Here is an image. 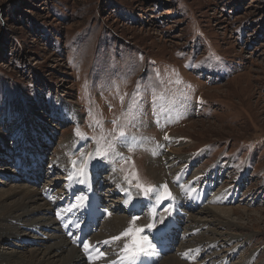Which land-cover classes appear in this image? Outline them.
<instances>
[{
	"label": "rangeland",
	"instance_id": "1",
	"mask_svg": "<svg viewBox=\"0 0 264 264\" xmlns=\"http://www.w3.org/2000/svg\"><path fill=\"white\" fill-rule=\"evenodd\" d=\"M31 150L41 178L14 163ZM95 165L96 194L127 218L116 235L179 216L183 262L193 246L202 264H264V0H0V199L65 196ZM20 231L0 251L27 257L54 232Z\"/></svg>",
	"mask_w": 264,
	"mask_h": 264
},
{
	"label": "bare ground",
	"instance_id": "2",
	"mask_svg": "<svg viewBox=\"0 0 264 264\" xmlns=\"http://www.w3.org/2000/svg\"><path fill=\"white\" fill-rule=\"evenodd\" d=\"M6 127L8 129V125H5L3 128L6 129ZM182 150H183L182 147L177 149V151L180 152ZM5 155L7 156V158H9V160H11L10 158L11 156L9 154H5ZM24 155L27 157V154ZM18 160H24L25 163V161H27V158H19ZM11 161H14V159H12ZM14 163H16V160L14 161ZM90 169L87 168L83 169L84 172L83 175H79L78 172L74 171L73 176H71L70 179V186L69 189L67 190L68 193L70 192L73 193L74 188L80 186L81 181L88 182L90 178V173H93L89 171ZM38 171L39 170H34L33 172L28 171V173H31L36 177H38L40 175ZM29 178H33V177L31 176ZM44 189L45 190H43L42 193V191L41 192H39L38 190L31 191L30 189L27 188H19V190L18 189L15 190L14 188L12 189L14 195L10 196V194L12 193L10 191V194L8 195L6 194L4 198L0 199V242L7 240L8 241L16 240L17 238L20 239L23 238L22 237L23 235L21 233L23 231L20 230L21 228H26V229L34 230L35 233H39L43 229L53 230L54 232L52 234H50L51 232L49 233L51 243L49 242L50 244L46 246L44 251L39 252L40 249L31 250L30 255L27 257L26 256L24 257L23 255L19 254L18 251H12V252L0 251V264H70L75 262H78V264H114L113 263L114 261H119L120 264H127L129 260V258H127L128 254L125 253L123 249L125 248L126 244L131 245L133 238H135L138 241H141L142 246L146 251L147 250L151 251V253L154 256L155 264H159V263L189 264L187 262H183L178 257H176V255L179 256L178 253H181L184 247L188 246L186 245L188 243L186 241V236L190 234L189 232L185 233L184 231L183 233H181L182 224L178 222L180 218L179 216L173 217V219L169 218L165 221L163 226H157L156 228H153V229H159L162 227H168L171 229V234L173 235V238H177V236H181V240L183 239L182 243L178 246L177 251H175L176 253L174 252L172 253L175 255H171V253L165 255H159L155 250H153L154 247L149 242V240L146 239L147 235L144 236V234H142L141 232H134L132 235L121 236V234L125 232L124 231L121 232L120 235H116L120 232L121 228L123 227L122 225L123 224L126 225L127 218H125L124 216L113 215L115 214L113 208H110L111 211L103 217L100 226L103 223H105L104 225L105 228L110 230V232L113 234V237L120 236L121 238L118 240H113L110 239V237L106 234H100L99 236H96L99 232L94 236H92L91 240L89 241V244L100 243L99 246L101 247L102 244L105 243V241H108V243L107 246L102 251L103 253L102 256L99 255L98 257H95L93 260L91 259L87 261L81 248L77 247L72 242V239L66 237V235L62 232L60 219L62 220L64 211H61V207H59L60 206L59 202L62 200L64 196L60 195L59 193L56 194L52 192L51 188H44ZM158 196L156 195V200L161 199L158 198ZM194 196L197 197L198 194L191 195V198L194 199ZM43 197L45 199L44 201H43ZM179 197L181 198L182 202L187 203V201L183 200L185 199L184 197L182 196ZM79 199L80 198H75L76 201ZM126 200L128 201L127 206L133 207L135 205L134 200L130 198H127ZM60 204H64V202L62 203L61 201ZM69 208L70 207L68 206L67 209ZM72 208L76 209L77 213L82 212V205L80 203H77L76 205L72 204ZM103 209L105 208L103 207ZM207 210L211 214L217 216L218 218L222 216L220 213L221 212L224 213V211H227L228 208L226 210L225 208H221V207H213V208H208ZM148 211L149 214H151L152 216H154L156 213L154 207H152ZM218 211H220V213ZM219 222L220 224H225L227 226L233 225L230 221L224 222L223 220H221ZM146 224L148 223H145L144 226ZM194 225L195 224H190V229L193 230ZM139 227L140 226L135 225V227L132 228L139 229ZM193 232L196 231L193 230L192 233ZM213 232L215 231L213 230ZM230 234L236 237L240 235L229 232V235ZM197 241L198 243H201L200 240ZM113 244L115 248H111V249H115V250H109L105 252L106 248L111 247ZM211 244L212 242H210L209 247ZM192 247H188L186 249V252L184 253V256H180V257L187 259L191 263L196 261L195 264H202V261H198V257L200 256L199 250L196 247L195 248ZM110 251L111 254H108V252ZM223 264H224V260H223Z\"/></svg>",
	"mask_w": 264,
	"mask_h": 264
},
{
	"label": "snow or ice",
	"instance_id": "3",
	"mask_svg": "<svg viewBox=\"0 0 264 264\" xmlns=\"http://www.w3.org/2000/svg\"><path fill=\"white\" fill-rule=\"evenodd\" d=\"M121 100H123V97H121ZM113 123H116V122L113 121ZM76 134L81 135V133L79 132L78 129H77ZM118 135H119L121 143H123V144L128 143L126 133L124 132L123 129L120 130ZM100 139L103 140L104 137L101 136ZM113 147H114V145L112 143H109L106 148H102L101 146L98 145L96 151H97V154L99 156L104 157L108 153V151L110 149H112ZM73 163L75 164V162H73ZM133 175L135 176V173H133ZM125 178L127 179V177H125ZM69 179H71V177H69ZM129 184H131V181H129ZM136 187L141 188L144 191L145 195H147L149 192L153 191V188L151 186L145 187L144 185H142L140 183H137ZM163 188L165 190L164 195L170 197L171 193L169 191H167V185H164ZM127 203H128V201L126 200L125 204H127ZM135 219H137V218L133 217V221H135ZM148 227L149 228L154 227V224H150V225H148ZM141 231H142V229H133L130 226L128 229L125 230L124 233L121 234V236H128V235H132L134 232H141ZM120 238H121L120 236L112 237L113 240H118ZM105 243H108V241H105ZM83 247H84L85 251H87L90 248V245L87 241H84ZM123 251L128 254L127 258H129L132 261V264H135V259L140 254H143L146 250L143 248L141 241H138L135 238H133L131 245L126 244ZM100 255L102 256L103 253H100Z\"/></svg>",
	"mask_w": 264,
	"mask_h": 264
}]
</instances>
